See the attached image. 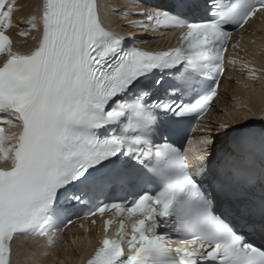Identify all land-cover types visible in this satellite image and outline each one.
<instances>
[{"label": "snow or ice", "instance_id": "6c2138e0", "mask_svg": "<svg viewBox=\"0 0 264 264\" xmlns=\"http://www.w3.org/2000/svg\"><path fill=\"white\" fill-rule=\"evenodd\" d=\"M15 10L0 0V125L15 126L11 116L19 126H0V161L10 162L0 167V264H11L14 234L51 244L79 204L85 216L115 209L140 217L128 239L121 221L86 264H264V244L247 239H264V117L259 127L251 119L217 126L192 166L170 142L217 95L227 26L264 15V0H167L122 13L144 17L129 27L186 29L177 47L161 51L108 31L97 0H43L39 21L29 22H39L41 37L21 53L6 34ZM145 178L155 188L135 191ZM124 189L131 199L98 201Z\"/></svg>", "mask_w": 264, "mask_h": 264}, {"label": "bare ground", "instance_id": "6f19581e", "mask_svg": "<svg viewBox=\"0 0 264 264\" xmlns=\"http://www.w3.org/2000/svg\"><path fill=\"white\" fill-rule=\"evenodd\" d=\"M11 2L16 9L12 15L14 25L6 31L14 37L18 50H28L34 46L39 38V22L35 29L30 27L29 22L32 16L37 17L39 21L42 0H12ZM165 2L167 0H150V3H144L143 0H140L139 6L133 7V0H100L102 14L107 26L128 37L127 39H132L146 47L165 43L167 34L157 27H129V21L143 20L144 17L126 16L122 13H135L141 8H148ZM21 31L28 32L29 35L21 36L19 35ZM241 37L243 40L233 48L232 54L228 57L227 70L220 82L221 97L215 101L211 112L203 120V124L198 127L195 134L198 136L196 139L197 151L191 155L193 158L195 157V162L200 148V141L213 133L217 126L222 123L232 124L235 121L247 118L248 115H252L247 112L250 108L257 110L254 114H261V108H264V18L262 19L261 14L247 25ZM230 60L234 63H230ZM245 64L254 69L255 78H252L251 81L248 79V83L242 82L239 84V82L244 81V78L237 74ZM228 111L229 113L226 114ZM6 119L11 121L12 125H15L12 127L8 124L0 125L5 128L6 133L18 132L19 126L14 118L7 116ZM83 240L82 236H80L79 241L74 242L67 238V243L61 244L57 248L59 252L57 261L60 264H75L84 251ZM24 245L28 246L27 243ZM57 245L54 244L51 247ZM37 253H33L34 257H28L29 264H35L33 259L36 258ZM53 258L49 261H52Z\"/></svg>", "mask_w": 264, "mask_h": 264}, {"label": "rangeland", "instance_id": "374dc122", "mask_svg": "<svg viewBox=\"0 0 264 264\" xmlns=\"http://www.w3.org/2000/svg\"><path fill=\"white\" fill-rule=\"evenodd\" d=\"M125 25H127V24H125ZM254 71V69H252V68H249V67H247V68H245V67H243V68H240V70L238 71L239 73L237 74L238 76H241L242 78H244V81H241V82H239V84H241L242 82H249V80L251 81L252 80V76H250L249 75V71ZM249 79V80H248ZM261 109H263V108H261ZM255 111H257V110H255V109H252V108H250L247 112H249V113H255ZM259 111V110H258ZM227 113H229V111L228 112H226V114ZM261 113H262V110H261ZM249 116V115H248ZM220 118V117H219ZM244 119H246V118H244Z\"/></svg>", "mask_w": 264, "mask_h": 264}, {"label": "water", "instance_id": "95a60500", "mask_svg": "<svg viewBox=\"0 0 264 264\" xmlns=\"http://www.w3.org/2000/svg\"><path fill=\"white\" fill-rule=\"evenodd\" d=\"M254 122V124L258 127L259 125H260V122H258V121H253Z\"/></svg>", "mask_w": 264, "mask_h": 264}]
</instances>
